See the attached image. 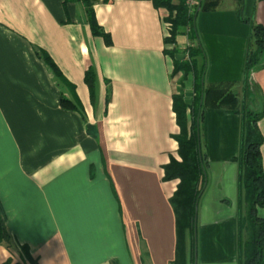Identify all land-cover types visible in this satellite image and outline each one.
Masks as SVG:
<instances>
[{"label": "crops", "instance_id": "crops-1", "mask_svg": "<svg viewBox=\"0 0 264 264\" xmlns=\"http://www.w3.org/2000/svg\"><path fill=\"white\" fill-rule=\"evenodd\" d=\"M90 9L96 33L82 0H0V264L174 259L169 197L179 180L162 176L180 160L177 90L187 133L191 126L194 73L174 71L176 60H189L188 46L202 48L195 58L206 63V87L260 113L264 171V65L243 74L264 0H196L195 38L182 31L175 42H166L169 10L154 0H91ZM242 119L226 105L206 106L199 134L207 161L196 223H229L235 238ZM256 212L264 218V207ZM200 234L196 264H238L236 241L205 245Z\"/></svg>", "mask_w": 264, "mask_h": 264}, {"label": "trees", "instance_id": "trees-1", "mask_svg": "<svg viewBox=\"0 0 264 264\" xmlns=\"http://www.w3.org/2000/svg\"><path fill=\"white\" fill-rule=\"evenodd\" d=\"M87 8L88 18L97 32V24L90 9L91 0H82ZM156 6H164L169 10L168 19L172 23L171 35L166 42H175V36L184 31L190 40L196 35L194 29V16L196 11L189 9L185 0H154ZM187 29V30H186ZM189 60H176L174 71H183L186 74L193 71L195 77V96L191 110L192 121L189 132L186 129V104L182 97L174 95L173 109L176 113L181 133L177 136L178 153L180 160L171 158L163 165V180L178 178V184L173 194L169 197L175 219V251L174 259L169 264H185L184 229L190 227L193 232L194 243L192 246L191 264H194L196 253V202L204 190L206 168L204 155L200 150L199 134L200 122L203 118L204 107H217L226 105L231 112L242 114L240 132V147L236 160L239 172L237 180V206L238 213V264H264V218L257 216V208L264 207V171L259 155V133L256 131L255 122L259 112L246 110L234 93H227L222 88L204 85V70L206 63H198L196 55H204L201 46H188ZM264 28L257 23L250 22V37L247 43L244 59L243 74L246 80L249 74L264 65ZM91 70L85 73L86 81L90 83ZM61 105L73 109L75 106L64 98ZM243 203L245 209L242 210ZM246 237L242 238L243 233ZM25 250V247H24ZM26 251V250H25ZM31 260V258L28 256Z\"/></svg>", "mask_w": 264, "mask_h": 264}, {"label": "rangeland", "instance_id": "rangeland-1", "mask_svg": "<svg viewBox=\"0 0 264 264\" xmlns=\"http://www.w3.org/2000/svg\"><path fill=\"white\" fill-rule=\"evenodd\" d=\"M176 95H178V96L180 95L182 97L181 90H177ZM193 108H195V107L193 106ZM193 108H192V111L194 110ZM200 128H201V125H200ZM204 161L205 162L207 161L206 157H204ZM237 199H238V196H237ZM237 199H236V202H237ZM243 209H245L244 203H243V206H242V210ZM211 224H213V222L201 223V222L197 221V223H196V241H197V246H198L200 240L202 241V237H200L201 236L200 233H202V236H204V238H205V239H203L204 242H205V245H207V244L209 245L211 243L212 244L216 243L217 245H219V244L227 245L228 242H229L228 238H230L229 244H231L233 246L234 242L236 241V248H238V240H239V238H238V220L236 222V225H237L236 238H235V236L228 237V232L227 231L229 230V223L226 224L225 226L224 225H218V229L213 228ZM234 225H235L234 222L230 223L231 227L234 226ZM193 232H192L190 227H186L184 229L185 264H191L192 246L194 244V243H192V242H194ZM203 232H204V234H203ZM221 236H225V238H221ZM243 237H246V233L245 232L242 235V238ZM237 258H238V252H237Z\"/></svg>", "mask_w": 264, "mask_h": 264}, {"label": "built area", "instance_id": "built-area-1", "mask_svg": "<svg viewBox=\"0 0 264 264\" xmlns=\"http://www.w3.org/2000/svg\"><path fill=\"white\" fill-rule=\"evenodd\" d=\"M186 5L189 9H191L194 5H196V0H186Z\"/></svg>", "mask_w": 264, "mask_h": 264}, {"label": "water", "instance_id": "water-1", "mask_svg": "<svg viewBox=\"0 0 264 264\" xmlns=\"http://www.w3.org/2000/svg\"><path fill=\"white\" fill-rule=\"evenodd\" d=\"M197 207H198V202H196V209H197ZM195 224H196V218H195ZM195 235H196V230H195ZM194 264H196V259L194 260Z\"/></svg>", "mask_w": 264, "mask_h": 264}]
</instances>
